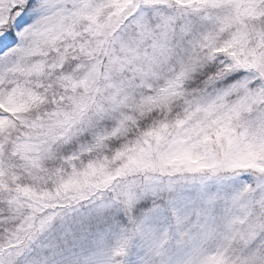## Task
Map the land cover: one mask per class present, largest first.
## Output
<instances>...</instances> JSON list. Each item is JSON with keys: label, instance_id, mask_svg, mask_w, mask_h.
<instances>
[{"label": "snow or ice", "instance_id": "obj_1", "mask_svg": "<svg viewBox=\"0 0 264 264\" xmlns=\"http://www.w3.org/2000/svg\"><path fill=\"white\" fill-rule=\"evenodd\" d=\"M0 264H264V0H0Z\"/></svg>", "mask_w": 264, "mask_h": 264}]
</instances>
